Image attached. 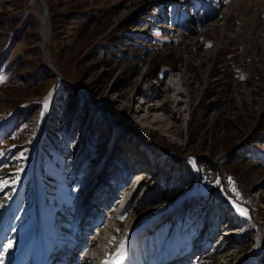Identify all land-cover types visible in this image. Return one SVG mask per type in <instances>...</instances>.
Wrapping results in <instances>:
<instances>
[{
    "label": "rangeland",
    "instance_id": "374dc122",
    "mask_svg": "<svg viewBox=\"0 0 264 264\" xmlns=\"http://www.w3.org/2000/svg\"><path fill=\"white\" fill-rule=\"evenodd\" d=\"M44 1L58 74L0 0V264H264V0Z\"/></svg>",
    "mask_w": 264,
    "mask_h": 264
},
{
    "label": "snow or ice",
    "instance_id": "6c2138e0",
    "mask_svg": "<svg viewBox=\"0 0 264 264\" xmlns=\"http://www.w3.org/2000/svg\"><path fill=\"white\" fill-rule=\"evenodd\" d=\"M5 79V77L0 76V83L3 82V80ZM45 107H47V104H45ZM17 171H22V169H17ZM18 180V177L13 178L12 179V183L15 184ZM217 183L219 184L220 182L217 181ZM8 186V181H0V187H7ZM230 202L232 203L235 211H237L241 216L244 217H248L249 213L248 210L246 208H243L239 203H237L235 200L230 198ZM126 217L121 216L120 219L123 220ZM117 231H120L119 229H117ZM112 240L115 241L116 237H112ZM13 245L11 242H9V244L7 245L8 248H11ZM126 248V240L125 241H121L119 244V248L117 250V252L115 253V256L117 257V259H119L120 257L123 256L124 251ZM102 264H114V261L111 259H105L104 261H102Z\"/></svg>",
    "mask_w": 264,
    "mask_h": 264
},
{
    "label": "bare ground",
    "instance_id": "6f19581e",
    "mask_svg": "<svg viewBox=\"0 0 264 264\" xmlns=\"http://www.w3.org/2000/svg\"><path fill=\"white\" fill-rule=\"evenodd\" d=\"M43 30H44V38H46L47 39V42H48V40H49V38H50V35H51V30L49 29V26H48V24H47V22H45L44 20H43ZM43 38V39H44ZM149 110H157V108H156V106H153V108L151 107V109L149 108ZM149 110H147V111H149ZM141 112V111H140ZM143 112V111H142ZM151 117V115H147L146 117L144 116V118H143V120H145V119H147V118H150ZM132 157V156H131ZM129 160V159H128ZM131 162V165L133 164V166H135L134 164H139L141 161H139V162H135V163H133V158H132V160H130ZM142 163H140V165L139 166H143V168H147V165H141ZM138 165H136V167H137ZM110 174H112V172L110 171L109 172ZM108 173V176H110V174ZM158 174V171L155 173V175H157ZM104 175H107V174H104ZM103 175V176H104ZM107 176V177H108ZM107 177H105V179H107V181L105 180L104 181V184H108V186H110V183L108 182V181H110L109 180V178H107ZM107 182V183H106ZM114 185H116V181H115V183L112 185L111 184V186H114ZM113 189V187H111V190ZM122 190H124V191H126L127 190V187L126 186H123L122 187ZM98 208V207H97ZM69 250H71V249H69ZM75 250V249H74ZM74 253H72V255H73ZM47 262H48V260L47 259H42L41 261H40V264H47Z\"/></svg>",
    "mask_w": 264,
    "mask_h": 264
},
{
    "label": "trees",
    "instance_id": "16d2710c",
    "mask_svg": "<svg viewBox=\"0 0 264 264\" xmlns=\"http://www.w3.org/2000/svg\"><path fill=\"white\" fill-rule=\"evenodd\" d=\"M62 88L64 90H66L67 88H70V84H63L62 85ZM74 101L73 99L70 98L69 102H68V109H71L72 110V113H69V116H73V111L76 110V109H79V105L77 104H74ZM71 121H73V117H71ZM70 121V122H71ZM165 165H167L170 169H183L186 165L184 162H176L175 160H166L165 161ZM188 165V164H187Z\"/></svg>",
    "mask_w": 264,
    "mask_h": 264
},
{
    "label": "water",
    "instance_id": "95a60500",
    "mask_svg": "<svg viewBox=\"0 0 264 264\" xmlns=\"http://www.w3.org/2000/svg\"><path fill=\"white\" fill-rule=\"evenodd\" d=\"M42 2H43V4H44V15H43L42 22H43V20H44L45 22H47V24H48V26H49V29L51 30V26H50V22H49V16H48V8H47V5H46L45 1L42 0ZM43 41H44V51H45L46 57H47V59H48V62L50 63L51 69H52L55 73L58 74V71L54 68V66H53V64H52V62H51V60L49 59V58H50V55H49V50H48V47H47V39L44 38ZM59 77H60V75H59Z\"/></svg>",
    "mask_w": 264,
    "mask_h": 264
}]
</instances>
